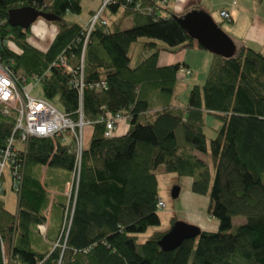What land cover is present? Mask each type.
Listing matches in <instances>:
<instances>
[{"label": "trees", "instance_id": "1", "mask_svg": "<svg viewBox=\"0 0 264 264\" xmlns=\"http://www.w3.org/2000/svg\"><path fill=\"white\" fill-rule=\"evenodd\" d=\"M82 1L0 0V64L27 83L41 79V100L74 123L81 116L91 130L78 166L72 134L26 141L14 135L17 178L4 171L0 193V264H264V55L247 46H236L231 57L212 54L204 84L194 85L181 106L175 88L187 65L157 61L161 51L204 50L186 16L166 9L170 0H112L101 16L105 25L89 30L84 25L95 11L83 25L65 19L81 14ZM21 7L56 18L59 28L46 50L29 41L31 27L8 24L9 11ZM106 10L120 15L107 19ZM127 19L132 26L123 29ZM140 40H146L144 56L133 64L130 50ZM58 57L73 67L83 63L81 94L72 75L52 66ZM99 83L105 87L95 88ZM116 114L127 129L117 135L120 122L106 137L104 121ZM206 116L221 122L211 140ZM14 123L0 112V151ZM197 154L210 155L212 169ZM75 166L77 187L68 200ZM160 167L191 178L192 193L208 195L217 231H201L170 252L158 245L168 230L137 242L160 223ZM4 184L16 197L15 213L5 206ZM233 217L245 223L231 232Z\"/></svg>", "mask_w": 264, "mask_h": 264}, {"label": "rangeland", "instance_id": "2", "mask_svg": "<svg viewBox=\"0 0 264 264\" xmlns=\"http://www.w3.org/2000/svg\"><path fill=\"white\" fill-rule=\"evenodd\" d=\"M85 2H95L92 0H85L82 5V12L79 15H66L65 19L69 22L84 24L88 19V9L85 6ZM120 14L114 16L110 14L107 10L105 11L104 17L107 19H113L118 17ZM211 19L216 23L221 30L231 39L235 46L239 47L241 43L238 41L246 42V45H251L256 51H261L264 55V47L259 46L253 41L246 40L245 30L242 25V21L238 20L239 24H236L233 27L227 20H224L219 16L218 13H212ZM130 25L129 21H124L123 29H128ZM58 23L54 21H47L42 17H39L35 23L30 28L29 41L36 47L46 50L54 37L55 33L58 31ZM146 40H140L139 42L133 44L130 50L132 56L133 64L140 61L143 55L142 43ZM197 43V42H196ZM198 44V43H197ZM262 47V48H260ZM186 58L190 63L192 68L191 76H182L179 75V80L175 88L176 104L185 106L189 99L190 89L194 85H203L208 74V70L212 60V54L205 51L194 49H183L178 52H165L161 51L158 56L157 65L160 67L173 65L169 61ZM32 95L44 99L42 88L40 85L32 92ZM125 124V125H122ZM128 123L122 122L118 127L116 134L119 135L124 133L127 129ZM221 127V122L217 119H214L211 116L205 117V127L204 133L207 140H211L215 137L216 131ZM90 128L86 127L84 130L83 143L87 146L90 140ZM88 138V140H87ZM199 157L203 158L208 162L209 166L212 169V160L210 155L197 154ZM7 175V173H6ZM157 182H158V196L159 199L164 203V208L158 210V216L160 223L158 226L149 227L144 233L137 235V242L143 243L154 233L165 232L171 227V220L175 218L177 221L185 222L187 224L198 227L201 231L215 232L218 230V221L211 217L208 214L209 207V197L208 195H196L191 192V178L188 177H178L175 174H168L163 171V168L160 167L156 173ZM6 194L3 196L5 201L6 208L15 212L16 209V200L15 196L10 195V189L5 184ZM175 187H179V196L176 199L172 198V191ZM231 232L234 231V228L240 224L245 223V219L242 217H233L232 218Z\"/></svg>", "mask_w": 264, "mask_h": 264}, {"label": "built area", "instance_id": "3", "mask_svg": "<svg viewBox=\"0 0 264 264\" xmlns=\"http://www.w3.org/2000/svg\"><path fill=\"white\" fill-rule=\"evenodd\" d=\"M111 1L112 0H103L102 5L89 17L84 27L92 30L98 23L105 25V21L101 16L105 6ZM220 16L225 20L230 19L226 11H221ZM52 66L61 67L65 74L72 75V85L77 89L78 93L81 94L85 87L82 62L79 66L73 67L67 64L62 57H58L57 61L53 63ZM190 73L189 70L182 69L179 74L182 76H189ZM40 81L41 79L38 77H32L30 83H27L25 78L15 77L7 67L0 64V112L5 116H13L15 120L13 135L8 138L5 147L0 151V193L2 192V177L4 171H7L10 176L17 178L16 156L13 146L16 142L14 137L16 134L19 136L20 141H26L30 138H53L63 133L72 134L76 142L75 160L78 166L80 154L83 150V129L87 124L82 120L81 116L79 117V122L74 123L47 101L32 96L31 92L38 86ZM104 87V83L95 84V88ZM124 119L125 117L120 114H116L114 117H108L104 121L106 129L105 136L112 137L116 125ZM76 128L79 129L78 133H76ZM77 166H75L74 170L75 175L73 174L70 183L67 184L65 195L68 197V200L72 198V192L74 188L77 187ZM12 188L15 191L18 189V181L16 179L14 181L12 180ZM163 207L164 203L159 200L157 208L162 209ZM37 230L40 234L44 235L46 227L44 225H39ZM64 231L63 229V232Z\"/></svg>", "mask_w": 264, "mask_h": 264}, {"label": "water", "instance_id": "4", "mask_svg": "<svg viewBox=\"0 0 264 264\" xmlns=\"http://www.w3.org/2000/svg\"><path fill=\"white\" fill-rule=\"evenodd\" d=\"M185 16L187 30L205 51L223 57H231L235 53V44L209 16L197 11L187 13ZM39 17L47 21L56 19L33 7H21L9 11L8 24L12 27H20L23 30H27ZM179 191V187L173 189V199L179 196ZM200 233L201 230L198 227L176 221L168 232L161 237L158 245L162 251L170 252L178 248L183 241L195 239Z\"/></svg>", "mask_w": 264, "mask_h": 264}, {"label": "crops", "instance_id": "5", "mask_svg": "<svg viewBox=\"0 0 264 264\" xmlns=\"http://www.w3.org/2000/svg\"><path fill=\"white\" fill-rule=\"evenodd\" d=\"M84 1L85 0L82 1V5ZM94 1H96V3L85 2V6L89 8L88 14L85 16V18L89 16L91 12L96 11L100 7L103 0ZM165 8L173 11L177 15H185L192 11H197L206 14L210 18H212V13H218L220 16V11H227L231 18L228 22L232 24L233 27H235L236 24H239L238 20L242 21V25L244 26L245 30L244 36L246 40L253 41L259 46L264 47V0H170L165 4ZM127 21H129L130 25H132L131 19H127ZM238 42L241 43L240 46H247L254 49L255 51L257 50L251 45H246V42ZM258 52L261 51L259 50ZM174 62H177L178 64H186L187 68L193 73L192 68L190 67L192 65V61H188L183 57L182 59H178L177 61L176 59L169 61L170 64H173ZM7 187L9 188L8 184ZM10 195L14 196L12 192H10Z\"/></svg>", "mask_w": 264, "mask_h": 264}]
</instances>
